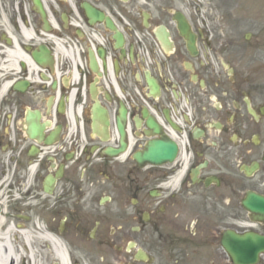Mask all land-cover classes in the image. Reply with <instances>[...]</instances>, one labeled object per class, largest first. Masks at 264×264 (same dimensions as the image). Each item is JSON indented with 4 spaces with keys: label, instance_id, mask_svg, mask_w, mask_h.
<instances>
[{
    "label": "flooded vegetation",
    "instance_id": "1",
    "mask_svg": "<svg viewBox=\"0 0 264 264\" xmlns=\"http://www.w3.org/2000/svg\"><path fill=\"white\" fill-rule=\"evenodd\" d=\"M245 1L243 33L238 15L208 14L205 0H0V201L25 217L18 225L68 244L72 264H235L226 234H264L243 205L250 193L264 196V0ZM86 3L103 21L91 23ZM89 37L148 101L125 154L109 155L121 137L90 125L94 97L107 102L108 75L91 69ZM43 47L48 67L34 70L28 57ZM73 58L87 74L83 125ZM149 133L174 143L176 157L138 162Z\"/></svg>",
    "mask_w": 264,
    "mask_h": 264
},
{
    "label": "water",
    "instance_id": "2",
    "mask_svg": "<svg viewBox=\"0 0 264 264\" xmlns=\"http://www.w3.org/2000/svg\"><path fill=\"white\" fill-rule=\"evenodd\" d=\"M88 15L93 19L97 18L102 20L104 16L101 13H98L95 9L89 8L87 5ZM107 25L109 28L115 30V26L111 21L108 20ZM114 38L117 39V47L122 46L124 43V37L122 33L116 30ZM124 53V52H123ZM100 57L104 58L105 51L99 49L98 52ZM35 59L42 63L44 61V53H34ZM91 57V66L94 70H97L98 62L96 56L93 52H90ZM104 67L106 68V60H103ZM152 90L156 88V84L153 79L148 78ZM92 90H95V84L92 85ZM153 93V91H151ZM107 114V110L103 109L100 102H96L93 106V126L97 127L103 124L105 127H108L109 120L104 119L102 116ZM127 121V108L124 104H121L119 115L117 116V126L122 135L125 133V123ZM150 127H154L153 122L151 121ZM177 152V146L173 143H163L159 141L152 140L148 143L146 150L144 152H137L135 158L142 162L150 163H160L161 161L171 160L175 157ZM113 152L110 151V154ZM245 206L253 211H256L260 214H264V197L253 195L252 199L247 198L244 201ZM1 211V209H0ZM262 219V218H261ZM225 247L232 255L234 261L237 264H256L259 261V255L261 252H264V236H261L256 233H247L244 235H235L229 234L225 240Z\"/></svg>",
    "mask_w": 264,
    "mask_h": 264
},
{
    "label": "bare ground",
    "instance_id": "3",
    "mask_svg": "<svg viewBox=\"0 0 264 264\" xmlns=\"http://www.w3.org/2000/svg\"><path fill=\"white\" fill-rule=\"evenodd\" d=\"M5 221V217H1L0 229L5 224ZM13 232L15 235L20 233V236L23 237L24 243L22 245V248L18 246V244H21L19 237H16V239L18 240L16 244L12 240ZM31 233L32 232L27 229L19 230L12 224H10L6 228V231L4 233L0 230V264H26V260H29L30 258L32 264H39L38 256L43 255L44 253L48 258L52 256L55 260L57 259V262L59 264H70L66 249L50 234H41V237L46 238L47 241L42 243V250L40 251L41 253L38 254L35 250V244L32 240Z\"/></svg>",
    "mask_w": 264,
    "mask_h": 264
},
{
    "label": "rangeland",
    "instance_id": "4",
    "mask_svg": "<svg viewBox=\"0 0 264 264\" xmlns=\"http://www.w3.org/2000/svg\"><path fill=\"white\" fill-rule=\"evenodd\" d=\"M208 1V0H207ZM210 1V7L207 6V8H210L209 13L211 12L212 15L214 14H218L217 10L219 11L220 14L222 15H231V14H235L238 15L240 17V19H242V23H241V30L243 33L247 32L250 28H249V24H250V18H251V9L250 6L245 0H209ZM180 6V5H179ZM213 6V7H212ZM208 13V14H209ZM5 224L3 225V227L0 229L3 233L6 231V228L12 224L13 222L15 224H19L20 223V219H22L21 217H16L13 218V216L10 215L9 212L6 213L5 215ZM20 218V219H19ZM43 230V229H42ZM29 231H31L32 233V240L34 241L35 244V250L37 251L38 254H40L41 252V245L44 241V238L41 237V234L43 233L40 229H36V230H32L29 229ZM21 234H17L15 235L14 232L12 233V240L14 241V243L16 244V242H18V240L16 239V237H19V240L21 241V244H18V246H20V248H22L23 243H24V239L22 236H20ZM66 245V250L69 251L70 247L68 244ZM46 250V249H44ZM38 261L39 264H54L56 261L55 259L51 256V257H47V255L44 253L43 255L38 256ZM28 260V259H27ZM26 260V264H30V262L28 263V261ZM32 264V262H31Z\"/></svg>",
    "mask_w": 264,
    "mask_h": 264
}]
</instances>
